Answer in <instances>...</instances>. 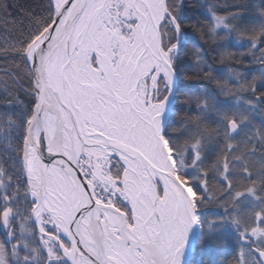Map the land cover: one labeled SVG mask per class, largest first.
<instances>
[{
    "label": "snow or ice",
    "instance_id": "1",
    "mask_svg": "<svg viewBox=\"0 0 264 264\" xmlns=\"http://www.w3.org/2000/svg\"><path fill=\"white\" fill-rule=\"evenodd\" d=\"M231 7L188 26L184 0L26 13L0 48V264H203L229 234L230 264H264V0ZM189 27L235 67L191 44L185 80L214 87L180 101Z\"/></svg>",
    "mask_w": 264,
    "mask_h": 264
},
{
    "label": "trees",
    "instance_id": "2",
    "mask_svg": "<svg viewBox=\"0 0 264 264\" xmlns=\"http://www.w3.org/2000/svg\"><path fill=\"white\" fill-rule=\"evenodd\" d=\"M237 2H243V0H184V4L187 8L191 9L188 12V15L191 19L185 20V25L195 24L197 20L203 22L205 16L201 15L202 11H206L209 4L215 5L218 9V14L224 15L228 12L234 11L231 7L232 4ZM247 2L258 5L260 0H247ZM47 0H0V48H2L6 42H13L20 38L22 31L26 30L29 20L26 16L28 12H34L37 15L42 14V5H45ZM203 5V8L200 6ZM7 13V14H6ZM7 20L8 23L5 24L4 21ZM189 32L192 33V41L190 42V47L186 50L184 54V63L181 65V80H184V85L182 86L181 93L178 94V99L183 101L185 91L191 92L193 94H199L204 89H212L214 86L209 81L201 80H185V76L191 74V61L192 57V47L191 44H194L197 48H201L202 51L207 52V59L210 62H213L216 68L220 69V72L227 71L229 67H235L233 64L225 62L224 64L219 63L218 61H211V57L215 53L209 51V46L204 44L200 39L199 34L194 32L191 27H189ZM229 50L231 51H243L244 48L240 47L233 41L232 44L228 45ZM244 67H241L240 71H247V68L250 67L249 62L246 60L244 62ZM13 66V58L0 56V70L6 67ZM220 72L215 73V75H220ZM3 75V72L0 71V76ZM4 93L0 91V99H3ZM221 101V107H227V99L224 97L219 98ZM191 109V114H195V105L183 106L181 103H177L173 108V115L171 119L173 121L179 120L185 114H189ZM214 158V156L212 157ZM208 214L211 216L213 214H221L222 209L215 204H209L207 206ZM226 240L230 242L221 247H212L204 251L202 255H198L196 258L202 259L203 264H230L235 253L233 251L234 239L231 238V234L225 237Z\"/></svg>",
    "mask_w": 264,
    "mask_h": 264
},
{
    "label": "rangeland",
    "instance_id": "3",
    "mask_svg": "<svg viewBox=\"0 0 264 264\" xmlns=\"http://www.w3.org/2000/svg\"><path fill=\"white\" fill-rule=\"evenodd\" d=\"M251 77L249 76V79H250ZM228 102H226L227 104H225V105H229V104H231L232 103V101L231 100H227ZM257 123H258V121H257Z\"/></svg>",
    "mask_w": 264,
    "mask_h": 264
},
{
    "label": "flooded vegetation",
    "instance_id": "4",
    "mask_svg": "<svg viewBox=\"0 0 264 264\" xmlns=\"http://www.w3.org/2000/svg\"><path fill=\"white\" fill-rule=\"evenodd\" d=\"M4 237H3V231L2 230H0V239H3Z\"/></svg>",
    "mask_w": 264,
    "mask_h": 264
}]
</instances>
